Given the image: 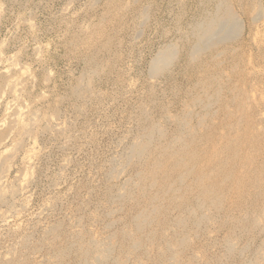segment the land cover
Returning a JSON list of instances; mask_svg holds the SVG:
<instances>
[{"label": "bare ground", "instance_id": "bare-ground-1", "mask_svg": "<svg viewBox=\"0 0 264 264\" xmlns=\"http://www.w3.org/2000/svg\"><path fill=\"white\" fill-rule=\"evenodd\" d=\"M123 1L106 0L95 25L68 37L70 53L81 56L84 68L53 103L54 116L62 101H71L76 112L100 107L104 96L95 86L104 79L121 97L130 86L121 31L130 26L140 35L151 4ZM194 6L184 25L187 10L177 14L175 34L148 60L141 95L126 100L132 126L119 137L117 154L99 165L100 179L75 190L67 218L25 228L0 264H264V34H252L253 24L264 23V7L259 0H195ZM128 12L129 25L123 20ZM248 12L253 15L246 20ZM22 118L10 123L19 149L36 129L55 137L69 130L49 121L38 129L43 119ZM9 135L0 132V143ZM7 160L0 158V205L13 207L26 187L4 184ZM1 219L7 216L0 212Z\"/></svg>", "mask_w": 264, "mask_h": 264}, {"label": "rangeland", "instance_id": "rangeland-1", "mask_svg": "<svg viewBox=\"0 0 264 264\" xmlns=\"http://www.w3.org/2000/svg\"><path fill=\"white\" fill-rule=\"evenodd\" d=\"M149 1L145 2L146 5L151 4L149 23L147 22V24H144L145 26L142 25L141 28H138L142 31L140 35H137V32L135 33L137 30L132 29L130 26H127V29H124L123 32L121 31L124 43L121 47L122 53L124 51V63L127 62L125 67L129 72V78H132L129 88L123 87V96L116 94L117 89L115 84L111 83L112 80L107 81L104 79L95 86L97 90H101L104 96L103 104L100 107L96 103L89 104L90 106L85 111H77L79 113L77 114L71 101H62L60 102L61 112L59 115L54 116L52 106L58 103L57 100L59 99L57 98L65 95V93L67 94L73 83L82 75L84 68V63L80 60L81 56L70 53L66 45L68 37L72 36V33L79 27L87 29L90 26L92 27L93 23L95 25L101 14L105 12L106 0H0V132L10 133L9 137L4 136L1 139L2 143H0V158L5 157L8 159L6 161L8 170L5 168L7 170H5L6 175L3 174L6 179L3 177L2 180H5L4 184L10 185L13 183L17 188L26 187L22 193L20 192L15 196L14 201L12 200L15 203L13 207L0 205V212L7 216L5 221L0 220V260L11 256L6 251L10 250L9 248L15 244L18 246L15 243L16 239L18 242L21 237L20 234L25 228L42 227L58 218H67L69 208L74 204L73 193L75 190L84 180L94 179L97 182L100 179L99 165L120 150V146H118L119 137H123L124 133H127L132 126L128 118L126 100L133 103L135 98L137 99L141 95H139L141 93L139 90L142 87L141 83L146 82L144 74L148 70L147 62L158 49V46L175 34L177 16L187 10L185 16L181 15L184 20L180 24L184 25L190 17V13L195 9V0ZM123 2H129V0ZM259 2L264 7V0H259ZM235 4L233 5L235 6ZM88 6H91V8ZM235 7L239 11L237 4ZM133 10L134 8L130 12H133ZM130 12L123 19L128 25L132 22ZM250 13L253 15L252 12ZM250 13L248 12V15L245 16L246 20L251 15ZM261 21L263 20H260L257 26L253 24L252 34L255 33V30L260 31L261 36L264 34V23ZM137 23L139 22L137 21ZM248 30L249 28H247V33ZM163 33H166L165 36ZM129 39L130 41H128ZM253 46L252 50L255 52V46ZM161 85L163 86V84H160L158 88H161ZM105 97H108V99H105ZM169 97L170 95H168ZM49 104L51 106H48ZM48 107H51V109L48 110ZM31 109H33V114H31ZM47 114L50 118L47 117ZM18 115L23 117L22 120L25 123L37 118V120L43 119L38 124V129L39 125L49 121L55 127L61 125V127H66L69 130L61 137L59 135L55 137L54 131L41 134L36 129L24 138L25 143L23 142L22 147L19 149L16 147L15 142L19 137L18 132L16 133V125L14 126L15 130H10L11 120ZM70 134L74 136L73 142L66 139L68 138L67 135ZM63 144H66V147ZM4 150H6L5 153H3ZM11 152L13 153L12 156L15 157L13 159L8 157ZM28 154L35 156L32 157V163L30 164L28 162L30 161L28 159L30 155ZM24 177L32 178L27 186L23 182ZM51 203H57V206L52 209ZM8 207H10V210Z\"/></svg>", "mask_w": 264, "mask_h": 264}]
</instances>
